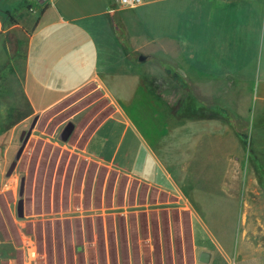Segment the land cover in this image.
<instances>
[{"label":"rangeland","instance_id":"obj_1","mask_svg":"<svg viewBox=\"0 0 264 264\" xmlns=\"http://www.w3.org/2000/svg\"><path fill=\"white\" fill-rule=\"evenodd\" d=\"M24 4L12 1L16 13ZM150 57L136 65L146 70L142 79L108 83L116 105L159 148L176 185H153L89 157L87 139L111 110L104 90L91 84L70 99L72 107L36 121L25 144L31 122L0 144V264H24L30 244L35 264H264V117L250 112L248 96L242 112L233 111V80L207 83L226 96L218 106L181 65ZM222 123L236 134L231 150L240 160L228 144L220 143L218 154V142L201 148L193 139L198 132L213 138ZM204 250L210 263L199 259Z\"/></svg>","mask_w":264,"mask_h":264},{"label":"crops","instance_id":"obj_2","mask_svg":"<svg viewBox=\"0 0 264 264\" xmlns=\"http://www.w3.org/2000/svg\"><path fill=\"white\" fill-rule=\"evenodd\" d=\"M1 1L14 20L0 12V144L11 141L4 137L12 129L72 107L70 99L96 84L111 110L94 126L85 152L153 185L175 186L159 148L116 105L108 83L142 79L146 70L136 65L150 56L181 65L215 105L227 103L226 96L207 83L233 80L238 83L228 96L233 111L241 113L248 96L250 112L264 117V0H143L135 7L119 0H24L20 13L13 0ZM141 54L146 61H139ZM222 124L213 138L198 132L193 139L201 148L218 142L212 144L218 154L220 143L228 144L229 155L240 160L231 150L236 134Z\"/></svg>","mask_w":264,"mask_h":264},{"label":"water","instance_id":"obj_3","mask_svg":"<svg viewBox=\"0 0 264 264\" xmlns=\"http://www.w3.org/2000/svg\"><path fill=\"white\" fill-rule=\"evenodd\" d=\"M147 58H148L147 55L141 54L139 56V61L144 62V61L147 60ZM35 122H36V120L32 124L30 130H28L27 135H26L25 140H24V144L27 142V140H28V138H29V136L31 134V130L35 126ZM24 135H25V131L22 132L21 139L23 138ZM23 149H24V145L18 150V152H17V154L15 156L16 160L14 162H12V164H11V166L9 168V174L15 169V167L17 165V160L20 158V156H21V154L23 152ZM23 182H24V180H23ZM23 182H22V187H21V193H23V186H24ZM20 205H22V201L20 202ZM211 258H212V253L209 252V251L204 250V251L201 252L199 259L203 263H210L211 262Z\"/></svg>","mask_w":264,"mask_h":264},{"label":"built area","instance_id":"obj_4","mask_svg":"<svg viewBox=\"0 0 264 264\" xmlns=\"http://www.w3.org/2000/svg\"><path fill=\"white\" fill-rule=\"evenodd\" d=\"M142 2L143 0H119V3L122 6H126V7H135L141 4ZM36 254H37L36 249L32 244H30L28 247V257L26 258L24 264H35Z\"/></svg>","mask_w":264,"mask_h":264},{"label":"trees","instance_id":"obj_5","mask_svg":"<svg viewBox=\"0 0 264 264\" xmlns=\"http://www.w3.org/2000/svg\"><path fill=\"white\" fill-rule=\"evenodd\" d=\"M0 12H3L5 14V16L6 17L8 16L12 21L14 20V16L12 14H10V10L9 9H3L2 1L0 2ZM251 155H253L252 159L255 161L256 165H259V164H257L259 162L258 157H256L255 154H251ZM262 166H264V165H262ZM262 166L259 165V169L262 173V176H263L262 178H263V182H264V167H262Z\"/></svg>","mask_w":264,"mask_h":264},{"label":"flooded vegetation","instance_id":"obj_6","mask_svg":"<svg viewBox=\"0 0 264 264\" xmlns=\"http://www.w3.org/2000/svg\"><path fill=\"white\" fill-rule=\"evenodd\" d=\"M22 135V134H21ZM21 138V137H20Z\"/></svg>","mask_w":264,"mask_h":264}]
</instances>
